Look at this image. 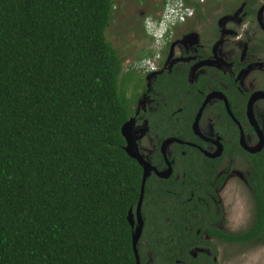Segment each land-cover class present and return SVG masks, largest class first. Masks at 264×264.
<instances>
[{
  "label": "trees",
  "instance_id": "trees-1",
  "mask_svg": "<svg viewBox=\"0 0 264 264\" xmlns=\"http://www.w3.org/2000/svg\"><path fill=\"white\" fill-rule=\"evenodd\" d=\"M112 6L0 0V264H134L141 170L122 147L132 71L105 37ZM255 202L245 236L264 242Z\"/></svg>",
  "mask_w": 264,
  "mask_h": 264
},
{
  "label": "flooded vegetation",
  "instance_id": "flooded-vegetation-1",
  "mask_svg": "<svg viewBox=\"0 0 264 264\" xmlns=\"http://www.w3.org/2000/svg\"><path fill=\"white\" fill-rule=\"evenodd\" d=\"M188 4L190 14L170 27L155 54L150 50L151 67L128 96L125 90L130 131L140 125L149 141L148 149L135 151L149 165L139 264L140 257L143 264H224L231 245L264 246L245 236L258 194L264 224V0ZM141 92L147 102L135 108ZM234 181L245 186L249 203L237 229L229 226L225 198Z\"/></svg>",
  "mask_w": 264,
  "mask_h": 264
},
{
  "label": "rangeland",
  "instance_id": "rangeland-1",
  "mask_svg": "<svg viewBox=\"0 0 264 264\" xmlns=\"http://www.w3.org/2000/svg\"><path fill=\"white\" fill-rule=\"evenodd\" d=\"M160 0H113L111 16L105 28L106 39L116 48L117 53L122 58V71L131 70V77L125 84L127 96L134 82L139 80L143 73V67L139 66L136 59L138 53L146 48L155 53L149 37L142 31L141 24L144 14L149 10L151 17H155L160 10ZM142 11V14L139 12ZM169 53V50L166 54ZM152 55V54H151ZM146 79V84L147 78ZM141 81V80H140ZM147 102L145 92H141L135 103V108H139ZM131 138L134 143L133 150H146L149 148L148 139L143 136V127L140 125L132 128ZM225 198L229 201L230 228L237 229L244 226L248 213V194L243 185L231 182L225 192ZM230 262L224 264H262L264 263V246H252L241 248L231 245L228 248Z\"/></svg>",
  "mask_w": 264,
  "mask_h": 264
},
{
  "label": "built area",
  "instance_id": "built-area-1",
  "mask_svg": "<svg viewBox=\"0 0 264 264\" xmlns=\"http://www.w3.org/2000/svg\"><path fill=\"white\" fill-rule=\"evenodd\" d=\"M191 12V6L184 0H163L162 8L159 14L155 17L146 16L143 19L145 32L152 40V46L155 53L162 44L170 27L184 18ZM154 53V54H155ZM154 54L143 56L138 65L143 67V70L151 67Z\"/></svg>",
  "mask_w": 264,
  "mask_h": 264
},
{
  "label": "water",
  "instance_id": "water-1",
  "mask_svg": "<svg viewBox=\"0 0 264 264\" xmlns=\"http://www.w3.org/2000/svg\"><path fill=\"white\" fill-rule=\"evenodd\" d=\"M132 125V120L126 119L123 121L120 125V134L123 137L125 143L122 146L124 151L131 157L135 158L141 165H142V172L140 176V184H139V192L138 196L136 199V204H135V218H136V226L134 227V230L131 231V248L134 256V264H139V258H138V253L136 250V241L138 238V235L140 233V228H141V218H140V203L142 200V194H143V184H144V179L145 176L148 173V164L141 158L139 154H137L135 151H133V142L130 137V127ZM126 219L130 225H132L133 218H132V210L131 206L128 207L126 211Z\"/></svg>",
  "mask_w": 264,
  "mask_h": 264
},
{
  "label": "crops",
  "instance_id": "crops-1",
  "mask_svg": "<svg viewBox=\"0 0 264 264\" xmlns=\"http://www.w3.org/2000/svg\"><path fill=\"white\" fill-rule=\"evenodd\" d=\"M150 11H151V10H149V11L147 12V13H149V14H146V13H145L144 15H151V14H150ZM146 50H147V48H146L144 51H146ZM144 51H143V52H144ZM143 52H142V53H143Z\"/></svg>",
  "mask_w": 264,
  "mask_h": 264
}]
</instances>
